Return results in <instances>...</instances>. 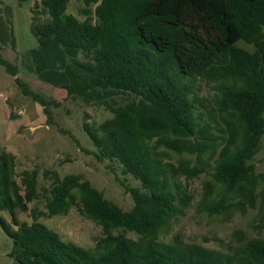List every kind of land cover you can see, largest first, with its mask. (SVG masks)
Masks as SVG:
<instances>
[{
	"label": "trees",
	"instance_id": "trees-1",
	"mask_svg": "<svg viewBox=\"0 0 264 264\" xmlns=\"http://www.w3.org/2000/svg\"><path fill=\"white\" fill-rule=\"evenodd\" d=\"M76 1L84 5L83 20L67 12L70 0L35 2L31 33L39 47L62 48L67 97L112 114L100 123L84 114L82 128L96 159L117 161L140 187L116 178L134 202L125 211L80 174L62 177L48 170L43 177L49 187L40 186L38 169L18 175L15 154L0 150V228L13 241L11 264H264L262 236L245 239L236 233L241 245L234 253L185 243L179 236L162 242L160 231L190 196L174 191L168 167L154 154L164 147L195 155L199 167L181 162L171 170L187 179L205 173L204 157L216 152L218 137L197 119L193 81L220 82L217 107L202 106L211 118L214 112L233 118V133L223 139L211 175L221 197H212L213 184L207 182L202 203L219 214L231 207L258 208L253 228L264 231V173L252 163L264 134V0ZM2 11L0 48L15 49L12 14L9 8ZM240 41L253 50L238 46ZM0 65L47 114L49 105H59L31 91L18 77V65L1 54ZM231 195L242 200L234 204ZM34 201L44 202L45 210H31ZM74 206L102 227L93 249L64 242L39 221L65 216ZM16 210L30 211L32 222H20Z\"/></svg>",
	"mask_w": 264,
	"mask_h": 264
},
{
	"label": "rangeland",
	"instance_id": "rangeland-1",
	"mask_svg": "<svg viewBox=\"0 0 264 264\" xmlns=\"http://www.w3.org/2000/svg\"><path fill=\"white\" fill-rule=\"evenodd\" d=\"M39 0H2L9 4L14 28L15 49L10 45L0 48V54L9 62L18 65V77L33 92L46 100L55 99L59 105H49L50 115L44 107L24 95L22 88L15 82V77L7 73L0 65V150L6 149L16 156V171L38 169L39 184L49 187L43 173L56 170L63 177L68 174H80L101 191L104 197L123 210H130L134 202L131 195L116 180L119 178L129 187H140V183L132 175L124 173L123 167L117 161L105 159L98 161L94 156L96 148L88 135L83 131L84 114L90 115L89 122L100 123L112 114L102 107L86 106L80 101H73L67 97L62 88L68 83L64 68L66 57L58 44L39 47L31 33V6ZM84 5L76 0H70L67 12L83 20L85 15L81 9ZM2 15L6 12H1ZM4 16V15H3ZM242 48L253 50L242 41L237 43ZM30 58V60H28ZM33 67V70L32 68ZM194 93L197 119L200 123H209L212 133L218 137L215 153L208 152L204 157L205 173L198 177L187 179L171 170L181 162L189 163L191 167H199L195 155L184 153L178 155L160 147L154 151L155 156L165 164L170 173V181L174 191L190 196L189 203L180 211L171 223L160 231V240L171 243L175 236H179L185 243H197L204 247L227 253L234 251L241 245L236 233H244L245 239L257 236L264 237V231L253 228L257 223L259 210L246 208L244 212L231 207L226 213H211L204 207L202 198L205 195V184H213V196L220 198V185L213 182L212 173L218 153L225 141L229 139L233 129L229 127L234 119L218 112L211 118L208 110L217 107V97L221 89L218 81L195 79ZM122 103L123 100L119 99ZM202 104L207 108L205 109ZM264 117V114H263ZM74 137V138H73ZM225 139V141L223 140ZM152 143L149 144L151 146ZM252 163L257 173H264V134L261 138V148ZM261 188H257V192ZM234 204L240 202L241 197L231 195ZM30 209L44 211L42 201H34ZM20 222L31 223L30 211H15ZM8 221L11 216L8 211L1 212ZM40 222L56 232L64 242H73L85 248L93 249L98 238L103 236L102 227L80 213L77 207H72L65 216H55L50 219L41 217ZM118 233V232H115ZM127 236L136 239L133 233ZM13 241L0 228V264H11L8 256Z\"/></svg>",
	"mask_w": 264,
	"mask_h": 264
},
{
	"label": "crops",
	"instance_id": "crops-1",
	"mask_svg": "<svg viewBox=\"0 0 264 264\" xmlns=\"http://www.w3.org/2000/svg\"><path fill=\"white\" fill-rule=\"evenodd\" d=\"M10 5L9 4H3L2 0H0V13L3 9L5 8H9L10 9Z\"/></svg>",
	"mask_w": 264,
	"mask_h": 264
}]
</instances>
